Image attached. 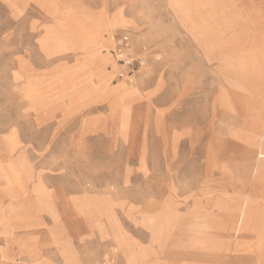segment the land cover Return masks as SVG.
Segmentation results:
<instances>
[{"label": "rangeland", "instance_id": "rangeland-1", "mask_svg": "<svg viewBox=\"0 0 264 264\" xmlns=\"http://www.w3.org/2000/svg\"><path fill=\"white\" fill-rule=\"evenodd\" d=\"M260 152L264 0H0L4 264H264Z\"/></svg>", "mask_w": 264, "mask_h": 264}, {"label": "built area", "instance_id": "built-area-1", "mask_svg": "<svg viewBox=\"0 0 264 264\" xmlns=\"http://www.w3.org/2000/svg\"><path fill=\"white\" fill-rule=\"evenodd\" d=\"M113 55L117 62L116 76L132 82L135 77V69L131 67L134 59L130 54V39L127 34L123 33L113 38ZM0 264H4L1 258Z\"/></svg>", "mask_w": 264, "mask_h": 264}, {"label": "crops", "instance_id": "crops-1", "mask_svg": "<svg viewBox=\"0 0 264 264\" xmlns=\"http://www.w3.org/2000/svg\"><path fill=\"white\" fill-rule=\"evenodd\" d=\"M27 208H25L24 210L26 211ZM9 213L6 212V207H0V232H9L8 231V226H6V222L7 221V217ZM6 237H4L2 234H0V248H1V244H4L5 246H7V250H8V258L6 260V262L9 261V259L11 258V248L9 247V245L7 244ZM1 256V255H0Z\"/></svg>", "mask_w": 264, "mask_h": 264}, {"label": "bare ground", "instance_id": "bare-ground-1", "mask_svg": "<svg viewBox=\"0 0 264 264\" xmlns=\"http://www.w3.org/2000/svg\"><path fill=\"white\" fill-rule=\"evenodd\" d=\"M104 70H105L104 68L100 69V73H102V75L105 73ZM258 154H260L264 158V152L263 153L260 152ZM240 211L241 212H239V217L237 220L238 229H240L243 225L248 226L250 224L251 215H252L247 205H245Z\"/></svg>", "mask_w": 264, "mask_h": 264}]
</instances>
